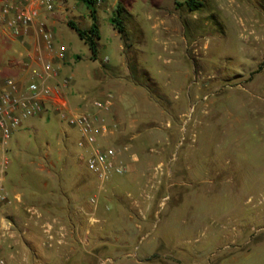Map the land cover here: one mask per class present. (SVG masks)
I'll return each mask as SVG.
<instances>
[{
    "label": "rangeland",
    "instance_id": "obj_1",
    "mask_svg": "<svg viewBox=\"0 0 264 264\" xmlns=\"http://www.w3.org/2000/svg\"><path fill=\"white\" fill-rule=\"evenodd\" d=\"M198 1L190 10L186 0H100L94 60L68 25H91L85 4L55 1L70 68L131 82V68L137 82L145 70L159 108L153 136L108 144L129 171L105 183L83 165L75 183L65 152L58 159L50 151L65 122L40 119L34 131L23 121L3 180L11 199L2 211L8 264H53L70 239L89 254L79 264H264V0ZM118 5L126 41L109 21ZM3 29L0 77L24 54ZM39 178L51 186L50 213L34 215L16 193L27 195Z\"/></svg>",
    "mask_w": 264,
    "mask_h": 264
},
{
    "label": "crops",
    "instance_id": "obj_2",
    "mask_svg": "<svg viewBox=\"0 0 264 264\" xmlns=\"http://www.w3.org/2000/svg\"><path fill=\"white\" fill-rule=\"evenodd\" d=\"M7 1L9 0H0V9ZM55 1L59 3V5L63 6H67L69 4V0ZM25 2L27 6L37 9L38 15L36 16V21L44 20L48 28L53 32L55 37V47L51 52L45 50L42 46L43 44L37 40L34 29H31L23 40H19L24 46V54L19 61L13 64L11 68V75H18L22 80H27L30 77L31 70L33 68H41L39 64L32 61H29L26 65L21 63L23 60L29 59L27 58V54H33L36 45H39L44 56L46 58H52L55 67L58 68L59 77H71V85L63 88L56 94L54 99L56 104H63V108L65 110L84 111L90 113L98 119H104L113 128V133L106 138L99 139L98 144H110V142H113L112 140H115L116 137L132 139L134 137L146 138L153 136L152 128L155 125V121L152 117V111L153 106L158 108L159 106L158 104L154 105L155 102L150 98L146 89L141 85H137L123 78H108L102 74L99 68L86 66L85 70L81 72H79L74 66L70 68L73 54L69 53L68 48L62 42L63 39L61 34L57 32V26L59 25L58 15L54 12H47L43 8H38L35 0H25ZM99 2L97 6L99 5ZM85 11H87V9ZM59 45H63L65 47L62 57H59ZM123 69L125 73L129 72L128 68ZM3 79L4 77H0V90L3 88ZM107 92H110L113 95V105L107 112L96 110V108L92 105V100L102 98ZM160 112H162L161 109ZM47 118H55L60 122H65L60 118L58 111L53 109V107H50L45 114L28 118L29 121L26 119L24 122L28 128L38 131L39 125L41 124V122H39L40 119H44L46 121ZM30 119L33 121H30ZM19 128L13 132L11 139L17 135ZM60 132L61 133H59L60 135L58 136L56 145L49 146V149L51 152L57 154L58 159H61L62 151L65 152L67 155V160L65 161L66 169L70 170L69 172L73 177L72 180L75 183H78L80 179L79 176L81 175L79 169L80 165L85 166L83 158L85 150L77 147L76 145V141L79 138V133L76 128L71 127L66 123V126ZM61 142L65 143L64 147L60 146ZM37 169L43 170L39 167ZM34 188L35 189L30 191L27 195L17 191L16 196L21 202V206L23 209H27L28 211L33 210L32 212H34V215H42V213L49 212V209L46 208V203L50 196L49 194L51 193L50 184L47 180L39 178L36 181ZM13 191L16 190L12 189V192ZM4 207L7 208V205L2 207V211ZM23 214L26 216L25 212ZM78 225L81 228L83 227L82 223H78ZM124 230L127 229L125 228L122 231ZM63 247L67 250V255L65 257L59 256L53 261V264H63L64 262L67 264L70 262L71 264L72 262L73 264H79V261H84V254L86 255V259H88L89 254L88 252L84 253V249H86V247L84 248L83 241L70 239V241L65 243ZM156 253L154 252L150 256H145L143 260L147 263L149 261L148 259ZM73 259H76V261L74 262ZM176 259L186 264L184 260L179 258ZM191 264L199 263L198 261L193 260Z\"/></svg>",
    "mask_w": 264,
    "mask_h": 264
},
{
    "label": "built area",
    "instance_id": "obj_3",
    "mask_svg": "<svg viewBox=\"0 0 264 264\" xmlns=\"http://www.w3.org/2000/svg\"><path fill=\"white\" fill-rule=\"evenodd\" d=\"M38 8L53 12L55 0H35ZM38 11L26 5L25 0L7 1L0 9V24L4 33L16 40H23L31 29H34L37 40L45 50L51 52L55 47V37L44 20L36 21ZM3 29V30H4ZM59 57L63 56L65 47L58 46ZM27 60L39 64L33 68L27 80L18 75H7L0 90V264H8L3 246L4 230L7 228L2 216V207L11 203L3 186L4 172L7 165L6 152L12 134L24 120L45 114L50 107L57 110L61 119L77 129L79 138L77 147L85 150L83 156L87 170L100 183L107 182L113 176H120L129 171V164L121 158V151L112 145L98 144V140L113 133V128L104 120L84 111L65 110L63 104H56L55 96L63 88L71 85V77H59L58 68L52 58H46L39 45L33 54H27ZM98 111L107 112L113 105V95L105 93L102 98L92 100ZM122 150H128L123 146Z\"/></svg>",
    "mask_w": 264,
    "mask_h": 264
},
{
    "label": "trees",
    "instance_id": "obj_4",
    "mask_svg": "<svg viewBox=\"0 0 264 264\" xmlns=\"http://www.w3.org/2000/svg\"><path fill=\"white\" fill-rule=\"evenodd\" d=\"M83 2L88 10V15L90 16L92 23L88 28H82L79 27L74 21L69 20L68 25L76 32L79 39H81L89 48L91 53V59H96L97 51H98V44L97 40L99 39V29L98 25L96 23L97 21V4L100 0H80ZM186 5L189 7L190 10H196L201 3L198 0H186ZM122 8L120 5L116 7V10L112 14V16L109 18L110 23L112 24L113 28L121 35L124 41L128 40L127 34H125V25L123 23V20L121 18ZM133 67V66H132ZM130 69V68H129ZM133 72L134 68L130 69V78L131 80L138 85H141L146 88L147 92L150 96L157 97L158 98V92L153 87V83L151 79L148 77V75L145 73V70L143 73V80L137 82L133 78Z\"/></svg>",
    "mask_w": 264,
    "mask_h": 264
}]
</instances>
